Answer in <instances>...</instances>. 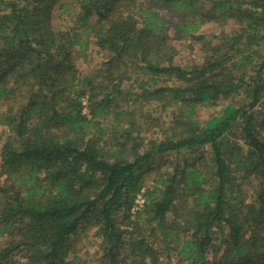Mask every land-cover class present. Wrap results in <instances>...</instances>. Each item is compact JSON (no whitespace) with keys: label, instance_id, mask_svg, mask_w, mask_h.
Instances as JSON below:
<instances>
[{"label":"trees","instance_id":"16d2710c","mask_svg":"<svg viewBox=\"0 0 264 264\" xmlns=\"http://www.w3.org/2000/svg\"><path fill=\"white\" fill-rule=\"evenodd\" d=\"M65 2L0 0V264H264V0Z\"/></svg>","mask_w":264,"mask_h":264},{"label":"rangeland","instance_id":"374dc122","mask_svg":"<svg viewBox=\"0 0 264 264\" xmlns=\"http://www.w3.org/2000/svg\"><path fill=\"white\" fill-rule=\"evenodd\" d=\"M138 2H141L143 0H137ZM73 0H66L64 5L58 6L53 12V26L55 28L64 29L67 28L69 25L72 24L71 22V16L73 14V11H75L76 7L74 4H72ZM230 24V23H229ZM229 27V25H227ZM202 32L209 33L211 35L212 33H217L218 28L216 26H206L201 30ZM174 44L177 48H181L180 57L181 59L187 63L192 62L193 60H198V57L201 53V45L199 42H196V40H190V39H174ZM91 51L89 55L87 56L86 60H78L76 62L77 67L81 70H85L88 65H93L94 63H100V53L97 52L96 48L91 46ZM264 52V47H263ZM212 107H208L206 109H203L200 113L204 117L211 113ZM99 240L97 234L95 233V229L90 228L86 235L82 237L78 242V251L80 255L85 258L88 264H91L96 261V256L94 252V245ZM161 263H165V257H160Z\"/></svg>","mask_w":264,"mask_h":264},{"label":"built area","instance_id":"2783aa9c","mask_svg":"<svg viewBox=\"0 0 264 264\" xmlns=\"http://www.w3.org/2000/svg\"><path fill=\"white\" fill-rule=\"evenodd\" d=\"M82 112L83 113H87L88 112V108H87V99L86 97H84L82 99ZM143 203V196L142 193L139 192L136 194L135 198H134V202H133V206H132V210H134L136 207L140 206Z\"/></svg>","mask_w":264,"mask_h":264}]
</instances>
